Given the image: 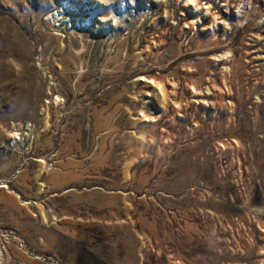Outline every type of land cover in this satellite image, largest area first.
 Masks as SVG:
<instances>
[{"label":"rangeland","instance_id":"1","mask_svg":"<svg viewBox=\"0 0 264 264\" xmlns=\"http://www.w3.org/2000/svg\"><path fill=\"white\" fill-rule=\"evenodd\" d=\"M193 1L0 0L1 264H264V0Z\"/></svg>","mask_w":264,"mask_h":264},{"label":"bare ground","instance_id":"2","mask_svg":"<svg viewBox=\"0 0 264 264\" xmlns=\"http://www.w3.org/2000/svg\"><path fill=\"white\" fill-rule=\"evenodd\" d=\"M191 1L194 2L193 0H191ZM194 3H195V2H194ZM194 3L191 5V6H193V11H195V9H196V6H195ZM15 137H16V139L18 138V140L21 139V135H18V136H17V134H16ZM0 264H1V262H0Z\"/></svg>","mask_w":264,"mask_h":264},{"label":"built area","instance_id":"3","mask_svg":"<svg viewBox=\"0 0 264 264\" xmlns=\"http://www.w3.org/2000/svg\"><path fill=\"white\" fill-rule=\"evenodd\" d=\"M58 17H62L61 14L55 15V19H57ZM57 22V20H55ZM58 24V23H57ZM57 26V25H56ZM58 27V26H57Z\"/></svg>","mask_w":264,"mask_h":264}]
</instances>
